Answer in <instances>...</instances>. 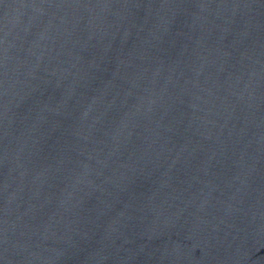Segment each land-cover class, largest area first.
<instances>
[{"label":"water","instance_id":"water-1","mask_svg":"<svg viewBox=\"0 0 264 264\" xmlns=\"http://www.w3.org/2000/svg\"><path fill=\"white\" fill-rule=\"evenodd\" d=\"M0 264H264V0H0Z\"/></svg>","mask_w":264,"mask_h":264}]
</instances>
